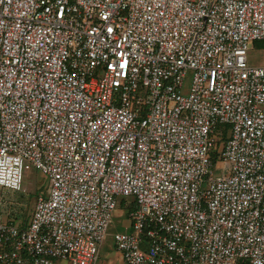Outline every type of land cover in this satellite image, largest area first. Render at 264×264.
I'll list each match as a JSON object with an SVG mask.
<instances>
[{"label": "built area", "instance_id": "obj_1", "mask_svg": "<svg viewBox=\"0 0 264 264\" xmlns=\"http://www.w3.org/2000/svg\"><path fill=\"white\" fill-rule=\"evenodd\" d=\"M254 41L264 0H0V193H47L0 264H95L122 199L126 264H264Z\"/></svg>", "mask_w": 264, "mask_h": 264}, {"label": "rangeland", "instance_id": "obj_2", "mask_svg": "<svg viewBox=\"0 0 264 264\" xmlns=\"http://www.w3.org/2000/svg\"><path fill=\"white\" fill-rule=\"evenodd\" d=\"M247 61L248 64L252 66L263 65V41H254L249 43ZM190 78L191 73L188 72L184 82V90L188 88ZM22 187L23 191L19 193H11L5 190L0 193V198L2 199L0 203V211H2L1 217L3 220H15L17 224L25 226L28 224V221L31 217L35 199L38 196H45L47 194L45 189L46 179L40 172H37L31 168L30 171L24 172ZM120 202L119 204L117 203L116 209L114 210L110 219L106 239L103 241L100 249L98 250L100 255L99 260H102L103 258V249H107L106 247L112 243L111 235L120 231L119 228H122V225L128 222L127 207L131 202L128 201V203H126L124 201L123 205H121ZM120 213L122 214L120 215Z\"/></svg>", "mask_w": 264, "mask_h": 264}, {"label": "crops", "instance_id": "obj_3", "mask_svg": "<svg viewBox=\"0 0 264 264\" xmlns=\"http://www.w3.org/2000/svg\"><path fill=\"white\" fill-rule=\"evenodd\" d=\"M264 64V63H263ZM122 213H120L121 215ZM128 216V215H127ZM128 222L124 225H122V228H119L120 231H130V222L129 220H127ZM112 237V235H111ZM106 239V238H105ZM104 239V240H105ZM103 243V242H102ZM102 243L100 244L99 246V249L102 245ZM112 244V245H111ZM107 249H103L104 253H103V258L102 260H99V253L97 255V259L96 261L98 262H95V264H126L125 261L123 260L122 256L120 255V253H118L114 247V244H113V240H112V243L109 244L108 247H106ZM98 249V250H99ZM99 252V251H98ZM102 252V251H101Z\"/></svg>", "mask_w": 264, "mask_h": 264}, {"label": "trees", "instance_id": "obj_4", "mask_svg": "<svg viewBox=\"0 0 264 264\" xmlns=\"http://www.w3.org/2000/svg\"><path fill=\"white\" fill-rule=\"evenodd\" d=\"M264 42V41H263ZM121 205H123L124 204V200L122 199L121 200ZM129 206L127 207V214L130 212V211H132L133 209H134V205H133V203H130V204H128Z\"/></svg>", "mask_w": 264, "mask_h": 264}]
</instances>
